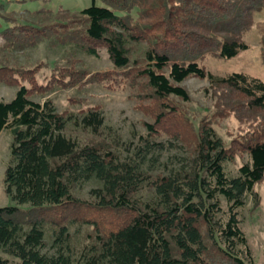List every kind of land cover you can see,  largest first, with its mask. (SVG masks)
<instances>
[{
    "label": "trees",
    "instance_id": "16d2710c",
    "mask_svg": "<svg viewBox=\"0 0 264 264\" xmlns=\"http://www.w3.org/2000/svg\"><path fill=\"white\" fill-rule=\"evenodd\" d=\"M262 10L264 0H91L75 13L41 8L1 32L4 54L65 37L50 40L63 32L55 27L71 28L66 36L88 56L103 47L150 121L123 140L99 109L60 113L51 98L32 97L72 88L85 71L60 68L43 86L0 55V83L18 88L10 102L0 99V133L13 140L4 186L16 205L30 206L0 208V264H255L239 215L249 198L257 203L264 179V83L215 76L199 61L247 51L243 37ZM255 27L264 63V23ZM190 77L208 78L206 94L219 101L197 123L178 104L190 100L181 86ZM232 113L248 129L227 143L214 121ZM86 184L94 187L83 204L73 191ZM78 206L109 225L104 232L84 220L94 236L77 250L68 225L45 219Z\"/></svg>",
    "mask_w": 264,
    "mask_h": 264
},
{
    "label": "rangeland",
    "instance_id": "374dc122",
    "mask_svg": "<svg viewBox=\"0 0 264 264\" xmlns=\"http://www.w3.org/2000/svg\"><path fill=\"white\" fill-rule=\"evenodd\" d=\"M90 5L91 0H0V33L11 26L27 22L28 14L41 8L52 11L67 10L70 13H75ZM96 5L104 6L100 1H97ZM262 23H264V10L253 16V25L243 37L249 47L247 51H242L229 60L208 55L199 61V65L206 72L215 76L224 77L239 73L264 83V63L260 55V38L255 27ZM51 25L54 26V24ZM55 30L63 32H56L50 40L62 35L65 37L54 40V43H50L47 39L22 52L0 53L1 56L5 55L4 62L10 68L31 69L34 79L43 86L58 75L60 68L70 67L71 70L75 69L79 73L85 71L84 79L74 87L57 88L51 94L43 97L33 96L32 99L38 101L51 98L60 113H80L90 108L99 109L104 114L105 125L116 130L123 140L130 138L131 131L144 133L143 122H149L150 119L138 109V103L134 99L133 93L127 83L121 81V72L112 66L105 49L98 46L97 57L88 56L74 45L77 42L74 38L66 36L72 30L71 28L68 29L69 31H64L55 27ZM1 40L0 36V45ZM98 74H110L111 76H106L109 81L106 79L100 82L93 81L92 77ZM208 83V78L190 77L181 85L187 91L190 100L187 103H178L179 107L185 110L195 123L204 118H211L216 113L215 106L219 101L213 100L206 94ZM17 89V87H9L0 83V99L10 102L15 97ZM214 123L215 129L227 143H230L235 137H239L240 134H244L248 129L247 125L236 120L233 113L228 117L216 119ZM71 133L73 136H79L84 143L90 140L86 134ZM12 141V135L8 130H3L0 133V208L18 207L20 210L26 211L30 209L29 205H16L5 191L4 176L11 158ZM246 159V156L236 159L228 166L229 170L235 172L236 168ZM92 187L94 186L89 184L83 185L81 188L74 189L73 194L75 198L85 204V202L91 201L89 189ZM254 191L258 195L257 203L253 204L252 198L246 201L244 208L240 210V226L246 236L254 263L264 264V179L255 186ZM60 213V217L53 215L45 220L49 223L68 225L72 241L75 246H78L77 250L81 248L79 244L83 243L84 245V243L90 242L92 240L90 237L94 236L93 227L90 224L86 225L84 220L96 221L99 229L104 232L107 231L109 225V220L106 217H102L99 213L95 214L82 206L65 208ZM47 244L48 248L50 241H47ZM0 256L6 257L1 252Z\"/></svg>",
    "mask_w": 264,
    "mask_h": 264
}]
</instances>
